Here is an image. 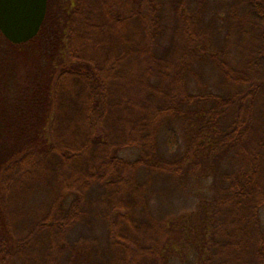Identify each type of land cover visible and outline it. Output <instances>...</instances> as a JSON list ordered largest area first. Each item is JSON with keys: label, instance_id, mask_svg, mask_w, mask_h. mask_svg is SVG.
<instances>
[{"label": "trees", "instance_id": "16d2710c", "mask_svg": "<svg viewBox=\"0 0 264 264\" xmlns=\"http://www.w3.org/2000/svg\"><path fill=\"white\" fill-rule=\"evenodd\" d=\"M54 2L32 41L0 32V87L33 64L0 95V264H169L197 225L198 264H264V0L227 12L240 56L210 0ZM194 168L213 193L183 226L153 201Z\"/></svg>", "mask_w": 264, "mask_h": 264}, {"label": "rangeland", "instance_id": "374dc122", "mask_svg": "<svg viewBox=\"0 0 264 264\" xmlns=\"http://www.w3.org/2000/svg\"><path fill=\"white\" fill-rule=\"evenodd\" d=\"M54 9L62 15L60 5L62 0H54ZM241 0H210V4L207 12L205 13V27L210 30L211 35L222 45L227 40L232 39L233 51L239 53L242 52V46L245 43L242 33L239 31H232L227 12L231 6L236 5ZM253 42V41H252ZM248 44V43H247ZM254 44V45H253ZM238 45V46H237ZM253 48H256L255 42L252 44ZM1 46L4 50H7L6 43L2 40ZM32 62L27 59L18 58L13 61L12 65L8 69V65L4 67V73L1 77L5 81V87H0L1 97L7 91H3L7 88L9 82L23 80L27 72L32 68ZM207 84L213 88L218 87L221 82V78L218 73L211 66H204L202 69ZM13 74H15L14 77ZM13 78V79H12ZM212 177L208 175L203 169L194 168L187 176L180 182L174 181H160L158 183L157 196L153 201L154 211L160 216L169 217L171 220L178 222L185 226L190 224L193 226L198 221L201 205L208 201L213 193L212 190ZM264 219V210H263ZM194 230V231H193ZM196 230L200 234V228L194 227L192 234L185 239H181L180 243L176 245L175 249L171 250V259L169 264H198L197 241L201 238L196 234Z\"/></svg>", "mask_w": 264, "mask_h": 264}, {"label": "water", "instance_id": "95a60500", "mask_svg": "<svg viewBox=\"0 0 264 264\" xmlns=\"http://www.w3.org/2000/svg\"><path fill=\"white\" fill-rule=\"evenodd\" d=\"M48 0H0V32L14 45L28 43L40 33Z\"/></svg>", "mask_w": 264, "mask_h": 264}]
</instances>
